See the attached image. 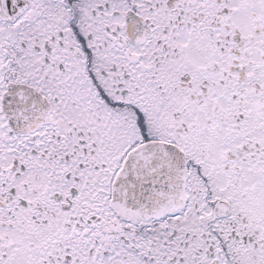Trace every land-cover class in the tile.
Segmentation results:
<instances>
[{"label":"snow or ice","instance_id":"6c2138e0","mask_svg":"<svg viewBox=\"0 0 264 264\" xmlns=\"http://www.w3.org/2000/svg\"><path fill=\"white\" fill-rule=\"evenodd\" d=\"M0 264H264V0H0Z\"/></svg>","mask_w":264,"mask_h":264}]
</instances>
